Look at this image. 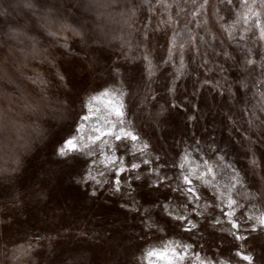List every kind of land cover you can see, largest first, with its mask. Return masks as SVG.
<instances>
[{
  "label": "rangeland",
  "instance_id": "obj_1",
  "mask_svg": "<svg viewBox=\"0 0 264 264\" xmlns=\"http://www.w3.org/2000/svg\"><path fill=\"white\" fill-rule=\"evenodd\" d=\"M257 19L264 25L261 0H0V264H264ZM121 100L149 148L112 149L126 167L140 164L117 192L103 155L58 149L106 128L109 101ZM184 153L213 175L185 185Z\"/></svg>",
  "mask_w": 264,
  "mask_h": 264
},
{
  "label": "snow or ice",
  "instance_id": "obj_2",
  "mask_svg": "<svg viewBox=\"0 0 264 264\" xmlns=\"http://www.w3.org/2000/svg\"><path fill=\"white\" fill-rule=\"evenodd\" d=\"M230 3L231 0H228ZM242 2L247 5L248 0H242ZM261 3L264 4V0H261ZM251 14L254 16L259 17L260 13L256 12L254 10H251ZM247 18V17H245ZM257 27L261 28V36L264 38V25H261L259 19L256 21ZM182 47V45H181ZM249 63H252L249 61ZM63 79V77H61ZM100 95L102 96H110V95H115V92L110 91L108 88H104ZM120 97H123L125 94L123 91H120L119 93ZM98 97H92V99H97ZM109 104L112 105L110 115H114L116 117V120L113 121L108 117H105V121L107 124L106 128H94L93 133L90 134L87 137V140L79 143L77 141V138L74 137L72 139H68L64 141V144L58 149V154L61 156H68L69 152H75V151H80L81 153L87 155V156H93L99 153L100 155L104 156V159L99 161L101 164L105 166L106 169L111 171L113 173V177H118L115 179V184H110L109 186L113 188L114 191H119V183L120 179H123V177L120 175L121 173L125 171H130L134 169L140 168L139 163L135 162H127V167H126V162L123 159H120L119 157H116L114 153H112V149L115 148L117 151L120 148V145L123 144L126 140H130L133 143V146H135L137 143H142V147L138 149L139 153H141L143 156H147L146 150L149 148L148 143H143L141 141L140 136L134 131V129L128 127L127 122L125 120V107L124 104L121 100L120 103L114 104L112 101H109ZM105 137H111L115 141L119 142L117 144H110L107 139H104ZM98 145H103L105 148L108 149V153H105L102 148L98 147ZM126 147V145H125ZM111 153V154H110ZM131 155L133 156V159L136 158V153L132 152ZM159 158L156 157L154 159H149V158H143L141 160V163L144 165H150L154 164L155 160H158ZM182 160L183 163H180L178 166L183 170L185 167V164H188V169H187V174H184L183 171L181 172V179L185 185H191L192 184V179L191 177L195 176L199 180H204V177L206 175H213L214 170L211 166H208L207 161H205V166L207 168V171L205 173H201L199 171V166H191V159H190V154L184 153L182 155ZM255 163V161H253ZM152 172L156 174V180L159 181L161 184L164 183V180L168 179L167 176H165L163 179L161 176L158 174L159 169L158 167H154L152 169ZM99 175L104 176V172H98ZM139 179V176L136 177ZM83 179V178H82ZM87 179L91 180H96V177L92 176L91 173L89 172V175ZM98 184L102 183L104 181H96ZM205 183H208V181H205ZM183 191V189H181ZM187 194L195 195V190L191 187H188L187 189ZM198 199V197H197ZM236 204V201H234L230 196L228 198V204L227 207L229 209L233 208ZM168 212L169 216H172L173 213L170 209H165ZM227 215L232 216V212H228ZM175 219L177 221L184 220L187 222V217H184L182 213L180 215H176ZM251 220L252 218L249 217ZM257 223L261 226L264 227V213H262L259 217L256 218ZM220 221L217 220L216 224H219ZM229 223L231 224L232 228H238L239 225L235 223L232 220H229ZM194 227V225H193ZM255 230V229H254ZM186 231H191V229H186ZM239 239L240 237H236ZM185 249H187L189 246L188 245H183ZM175 255V252H174ZM185 254L183 255H177L176 259L183 260L185 258ZM244 260H248L251 264L252 258L249 256H243L242 257ZM171 264V262H170ZM199 264H211V261H208L206 259H201L199 260ZM220 264H226V262H220Z\"/></svg>",
  "mask_w": 264,
  "mask_h": 264
}]
</instances>
